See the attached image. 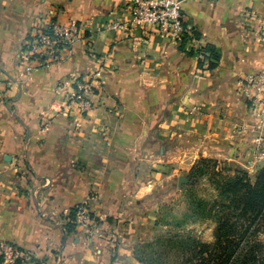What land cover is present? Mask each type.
<instances>
[{
	"label": "crops",
	"instance_id": "obj_1",
	"mask_svg": "<svg viewBox=\"0 0 264 264\" xmlns=\"http://www.w3.org/2000/svg\"><path fill=\"white\" fill-rule=\"evenodd\" d=\"M177 1L188 33L171 42L111 28L130 0H0V240L27 264H138L163 184L200 158L254 181L263 131L240 85L264 68V0ZM70 23L78 41L27 61L29 39ZM206 45L219 56L210 71L197 69ZM99 70L93 107L69 111L73 80ZM80 204L92 222L69 231Z\"/></svg>",
	"mask_w": 264,
	"mask_h": 264
},
{
	"label": "trees",
	"instance_id": "obj_2",
	"mask_svg": "<svg viewBox=\"0 0 264 264\" xmlns=\"http://www.w3.org/2000/svg\"><path fill=\"white\" fill-rule=\"evenodd\" d=\"M202 53L197 69L212 70L218 54L211 45H206ZM188 176L194 181L207 179L216 190L218 199L210 206L197 199L192 205L195 210L190 212L192 218L212 219L213 241L204 243L191 236L168 240L179 257L175 264H264V243L258 238L264 231V165L251 182L244 171L233 170L231 176L223 163L200 158ZM72 219L73 209L67 224L69 231L75 229ZM159 258V254L154 255L148 264H158Z\"/></svg>",
	"mask_w": 264,
	"mask_h": 264
},
{
	"label": "built area",
	"instance_id": "obj_3",
	"mask_svg": "<svg viewBox=\"0 0 264 264\" xmlns=\"http://www.w3.org/2000/svg\"><path fill=\"white\" fill-rule=\"evenodd\" d=\"M214 1V0H213ZM128 19L115 21L111 28L129 35L132 31L151 30L159 38L171 42L179 41L188 33L177 0H130L125 6ZM258 24V34L264 29V16L255 18ZM77 26L52 24L47 30L41 31L26 43L27 61L38 62L40 65L54 60L63 46L78 41ZM199 53L197 59L202 60ZM31 68H28L30 70ZM101 70L85 77H76L71 92L67 94L69 111L80 114L87 113L93 107V98L101 92V85H97V76ZM240 94L243 96L248 110L257 118V132L262 130L260 137L254 138L251 164L264 165V68L255 73L245 75L240 85ZM92 222L86 204L73 208L72 223L77 229H88ZM27 264L29 255L15 244L0 240V264Z\"/></svg>",
	"mask_w": 264,
	"mask_h": 264
},
{
	"label": "rangeland",
	"instance_id": "obj_4",
	"mask_svg": "<svg viewBox=\"0 0 264 264\" xmlns=\"http://www.w3.org/2000/svg\"><path fill=\"white\" fill-rule=\"evenodd\" d=\"M184 143L183 147H186L187 144L186 142ZM261 166L258 167V170ZM225 167L227 173L232 176L233 169ZM219 168H222V165H219ZM179 172L180 176L186 177L189 183L179 189L176 179L170 175L168 182L163 184L161 188L162 196L160 195L157 197V200H154L159 204L158 214L155 218L151 219L152 224L149 225V227H154V232L153 234H149L145 239H142L137 248H135L138 264L150 263L149 261L157 254L160 255L158 264H175V261H178L179 257H177L176 249H173L168 240L177 241L185 236H191L201 242L209 243L213 239L212 231L214 223L212 219L192 218L190 217V212L193 209L195 210V207L192 206L193 202H195L194 200L207 201L209 206L212 201L217 200L215 188L209 184L207 179L194 181L189 178L186 170L181 168ZM185 173L186 175L183 176L182 174ZM258 238L261 243H264V231L259 234Z\"/></svg>",
	"mask_w": 264,
	"mask_h": 264
},
{
	"label": "water",
	"instance_id": "obj_5",
	"mask_svg": "<svg viewBox=\"0 0 264 264\" xmlns=\"http://www.w3.org/2000/svg\"><path fill=\"white\" fill-rule=\"evenodd\" d=\"M187 183H189V182L187 181L186 177H182V176L178 177V179H177V187H178L179 189H180L183 185H185V184H187Z\"/></svg>",
	"mask_w": 264,
	"mask_h": 264
}]
</instances>
